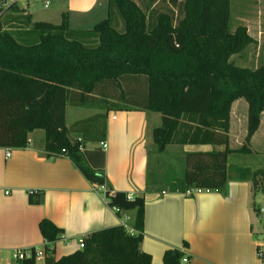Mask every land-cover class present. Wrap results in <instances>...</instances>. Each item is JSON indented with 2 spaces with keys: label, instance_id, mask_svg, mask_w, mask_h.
I'll return each mask as SVG.
<instances>
[{
  "label": "trees",
  "instance_id": "16d2710c",
  "mask_svg": "<svg viewBox=\"0 0 264 264\" xmlns=\"http://www.w3.org/2000/svg\"><path fill=\"white\" fill-rule=\"evenodd\" d=\"M170 1L182 2L177 20L171 10L151 9V2L143 9L136 0H108V18L91 30H72L66 15L58 25L32 24L28 15L11 18L9 29L0 23V148H27L29 135L41 130L47 159L66 157L89 183L105 185V175L89 166L83 150L87 143L105 142L106 114L68 127L66 109H137L161 115L153 131L158 153L168 146L224 147L185 154L183 179L173 181L171 191L223 192L228 156L249 153L260 127L264 64L247 68L232 61L256 41L246 26L231 27V0ZM241 99L248 105L247 136L242 148L232 150L231 110ZM238 173L239 180L251 176L249 169ZM106 198L117 211L136 212L135 233L123 226L103 229L86 237L83 249L56 259L50 246L63 230L44 220V264H151L141 250L144 198L121 192ZM30 252L20 264H36L35 249ZM183 259L182 252L169 250L163 264Z\"/></svg>",
  "mask_w": 264,
  "mask_h": 264
},
{
  "label": "crops",
  "instance_id": "0c3cea01",
  "mask_svg": "<svg viewBox=\"0 0 264 264\" xmlns=\"http://www.w3.org/2000/svg\"><path fill=\"white\" fill-rule=\"evenodd\" d=\"M39 6L51 9L60 23L66 15L72 30H91L108 18V0H21L4 9L0 23L9 29L15 24L10 19L21 15L30 16L31 23H36L40 20ZM116 19L121 23L118 16ZM262 35L264 30L259 37L250 36L257 43ZM238 105L244 112L248 109L246 104L232 106V150L240 149L239 141L234 142L236 124H247V117L234 116ZM79 110L83 108L67 107L68 127L96 114L107 117L103 142L107 149L101 142H91L83 150L89 166L105 175L106 194L89 183L68 158L47 159L45 133L38 134L39 130L29 135L27 148H0V264H20L13 258L16 251L40 252L42 248L44 254L46 245L40 231L44 220L63 230L61 238L50 246L56 259L77 251L79 239L103 229L123 226L135 233L136 212L109 206L106 195L116 192L145 200L141 250L151 256V264H163L169 250L182 252L184 264H264V222L255 217L257 208L249 179L228 175L223 192L193 190V195L187 197L163 188V171L161 177L153 175L150 168L153 153L158 157L168 154L175 164L177 159L183 161L187 153L223 151L224 147L168 146L164 153H158L153 131L161 126L160 114L137 109ZM263 122L264 113L260 127ZM71 137L81 138L78 134ZM232 155L228 156V166ZM31 199H39L40 203L33 204ZM259 249L263 250L262 257L257 255ZM36 264H44V256Z\"/></svg>",
  "mask_w": 264,
  "mask_h": 264
},
{
  "label": "rangeland",
  "instance_id": "374dc122",
  "mask_svg": "<svg viewBox=\"0 0 264 264\" xmlns=\"http://www.w3.org/2000/svg\"><path fill=\"white\" fill-rule=\"evenodd\" d=\"M136 1L143 9H146V5H149L151 2L150 0ZM231 2V27L233 30L240 25H245L250 31V35L254 37L261 36V33L264 30V0H231ZM155 5L156 9L163 12L171 10L175 20L181 17L182 2L180 1L175 5L170 0H154V2H151L150 8H154ZM37 12V19H40L36 20L37 22L50 21L59 24L61 21L53 16L51 9L39 6L37 7ZM118 17L120 19L119 15ZM119 27L120 25H118V29H121ZM232 61L238 66L247 68H257L260 65H263L264 35H262L259 42L251 46L242 55L233 57ZM234 104L247 105L243 99L236 101ZM88 110V108H83V110L79 111L89 112ZM247 114L248 109L246 108L244 112L243 108L239 105L234 110V116L236 115L239 119H241L240 116L246 118ZM245 122L243 124L242 121V125L241 122H238L234 128V142L239 141L240 144L237 148H242V146L245 145V139L247 136V132L245 133V131H247V124H245ZM38 134H44V132L39 130ZM234 142L232 143V146L236 147ZM248 148L251 149L249 153H234L229 158L228 175L230 178H232V176L238 177L239 169L250 170L251 176L249 177V181L252 183L254 191L252 201L253 205L257 208L255 217L258 222L262 223L264 222V219H262V214L259 213L258 209L264 208V122L258 132H256L253 143L250 144ZM173 161L174 160L168 154H165L162 157H158L155 153L151 154V171L153 170V175L158 174L161 175V177V172L163 171V179L161 178V180H163L162 184L165 189H171L173 181H181L184 176L185 167L183 161L177 159L175 164ZM254 174H256L255 178L253 177ZM39 250L40 252L43 251L42 248Z\"/></svg>",
  "mask_w": 264,
  "mask_h": 264
},
{
  "label": "built area",
  "instance_id": "2783aa9c",
  "mask_svg": "<svg viewBox=\"0 0 264 264\" xmlns=\"http://www.w3.org/2000/svg\"><path fill=\"white\" fill-rule=\"evenodd\" d=\"M19 1H21V0H0V7L3 8V9H5V8L9 7L11 4H15V3L19 2ZM48 5L49 4L47 3L46 4V7H48ZM102 147L105 150L107 149V145L105 143L102 144ZM9 155L10 154L8 153L7 154V157H9ZM95 187H96V189L99 192H103V193L105 192V194H106V187H105V185H96ZM193 193H194L193 190H189V191H186L184 193V195L187 196V197H189V196L193 195ZM129 199H133V198L130 197ZM259 213L262 214L261 217H262V219H264V208L259 209ZM77 245H78V248L79 249H83L84 248V245H85V238L79 239L77 241ZM257 255H258V257H262L263 250L262 249H259ZM43 256H44L43 253H41V252H35V256L34 257H36L38 259L39 257H43ZM31 257H32V254H31L30 251H16V252L13 253V258L16 259V260H18V261H20V262L23 261V260H25V259L31 258Z\"/></svg>",
  "mask_w": 264,
  "mask_h": 264
}]
</instances>
